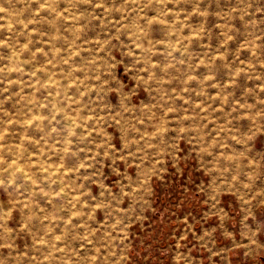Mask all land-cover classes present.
Wrapping results in <instances>:
<instances>
[{
	"label": "clouds",
	"instance_id": "1",
	"mask_svg": "<svg viewBox=\"0 0 264 264\" xmlns=\"http://www.w3.org/2000/svg\"><path fill=\"white\" fill-rule=\"evenodd\" d=\"M160 262L264 264V0H0V264Z\"/></svg>",
	"mask_w": 264,
	"mask_h": 264
},
{
	"label": "rangeland",
	"instance_id": "2",
	"mask_svg": "<svg viewBox=\"0 0 264 264\" xmlns=\"http://www.w3.org/2000/svg\"><path fill=\"white\" fill-rule=\"evenodd\" d=\"M175 188L173 190H164L161 192V209L163 210L164 207L172 206L170 205V202L172 200L177 199L178 197H181L182 195V189H183V181L181 178L177 177V179L174 181ZM175 219L174 217L172 218ZM152 224L154 226L153 231L156 233L155 236L152 237L154 245H160V244H167V238L166 233H169L172 231V229L175 227L174 224H172L170 227L165 228L164 226L160 225L159 218H154L152 220ZM160 264H163V262H160Z\"/></svg>",
	"mask_w": 264,
	"mask_h": 264
}]
</instances>
